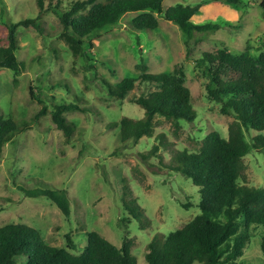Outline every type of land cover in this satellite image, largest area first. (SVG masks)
Here are the masks:
<instances>
[{"label": "rangeland", "instance_id": "obj_1", "mask_svg": "<svg viewBox=\"0 0 264 264\" xmlns=\"http://www.w3.org/2000/svg\"><path fill=\"white\" fill-rule=\"evenodd\" d=\"M261 2L165 0L166 8L200 5L195 22L220 24L216 31L197 33L202 42L191 53H187L186 37L179 26L163 16L158 18V29L146 33L131 27L137 13H126L116 25L89 37V60H74L60 36L62 26L52 13L43 16V34L31 27H19L16 55L25 63V69L15 76L13 71L0 68V114L31 121L43 105L48 106L49 112L0 151V227L27 225L38 230L48 244L61 247L66 246L68 235L80 249L89 231L98 232L119 248L124 238L132 239L137 264H147L148 242L157 233L168 235L190 222L199 213L200 193L190 179L169 170L168 152L160 149L146 159L142 155L158 143L156 137L161 133L176 148L191 152L198 150L196 144L211 131L228 137L233 118L223 115L221 104L209 96L208 77L196 60L203 52L222 46L235 54L246 48L257 54L264 36ZM37 13L36 0H0V46L5 44L6 26L34 18ZM140 57L151 73H169L178 67L184 70L196 118L183 121L179 130L170 121L157 118L152 137L123 144L119 129L107 125L123 116L141 118L143 110L127 100L111 97L102 80L117 84L125 77L137 78ZM142 91H149L148 84H142L141 90L135 89L129 97ZM76 96L92 112L66 113L67 120L75 126L67 143L50 111L54 110V103L73 102ZM245 135L249 141L256 132ZM244 163L245 179L240 183L264 189V150L251 149ZM38 178L67 191L69 216L47 198H31L20 189L21 184L28 185ZM124 181L150 221L146 228H141L123 205ZM257 233H253L237 264H264Z\"/></svg>", "mask_w": 264, "mask_h": 264}, {"label": "trees", "instance_id": "obj_2", "mask_svg": "<svg viewBox=\"0 0 264 264\" xmlns=\"http://www.w3.org/2000/svg\"><path fill=\"white\" fill-rule=\"evenodd\" d=\"M165 0H36L37 16L24 18L6 26L5 44L0 46V68L19 75L25 63L16 55L19 27L33 28L43 34V16L52 13L62 26L60 36L67 43L74 60L90 59L92 43L89 37L109 26L116 25L129 12L137 13L130 24L136 31L150 32L158 29L159 16L179 26L186 37L185 47L191 53L202 42L196 34L216 31L220 24L209 21L198 24L196 16L200 5H174L168 8ZM260 6L264 9V0ZM194 52V51H193ZM196 64L202 66L207 77L206 89L210 97L220 103V112L232 119L228 137L211 131L196 144L197 151L180 150L167 140L163 133L156 137L158 143L143 154L148 158L160 149L169 153L167 167L187 177L199 188V213L183 227L168 235L157 233L146 246L147 264H237L244 247L253 233L258 231L260 250L264 258V189L240 183L245 179L244 157L251 149L264 150V36L257 54L249 48L235 54L227 47H217L203 52ZM137 78L125 77L117 84L102 83L108 94L117 100H127L143 110L141 118L123 116L110 122L108 128H118L121 143L138 142L152 137L157 118L172 123L175 130L181 123L192 122L196 111L192 95L185 86L186 76L181 67L166 73H151L140 57L136 65ZM18 79L14 78V83ZM148 84L149 91L129 97L135 89ZM66 87V86H65ZM32 95V88H30ZM69 103H54L50 111L56 128L62 131L67 143L75 126L67 120L66 113L92 112L75 97ZM43 105L31 121L5 118L0 114V151L48 113ZM256 132L248 141L246 132ZM159 161L164 158L160 155ZM125 183V181H124ZM31 198L45 197L53 202L65 216L70 215L67 191L43 181L32 179L20 185ZM125 183L122 202L125 209L141 228L150 225L136 200L131 197ZM256 235V234H255ZM66 246L48 244L38 230L22 224L0 227V264H137L132 254L133 240L124 238L119 248L98 232L86 233L85 245L80 249L67 235ZM77 252V253H76Z\"/></svg>", "mask_w": 264, "mask_h": 264}]
</instances>
